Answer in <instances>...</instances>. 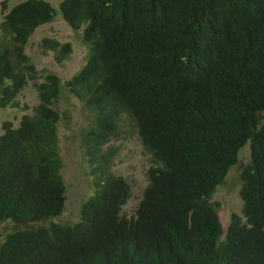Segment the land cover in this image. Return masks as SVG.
<instances>
[{"label":"trees","instance_id":"obj_1","mask_svg":"<svg viewBox=\"0 0 264 264\" xmlns=\"http://www.w3.org/2000/svg\"><path fill=\"white\" fill-rule=\"evenodd\" d=\"M0 4V108L19 107L30 82L39 99L18 126L3 122L0 222L14 227L0 239V264H264V0H61L89 49L67 83L26 53L58 15L53 4ZM41 46L60 63L73 52L55 37ZM66 90L88 114L83 142L95 165L76 222L60 218ZM127 119L152 158L131 216V186L110 171ZM247 143L243 214L225 229L212 199Z\"/></svg>","mask_w":264,"mask_h":264},{"label":"rangeland","instance_id":"obj_2","mask_svg":"<svg viewBox=\"0 0 264 264\" xmlns=\"http://www.w3.org/2000/svg\"><path fill=\"white\" fill-rule=\"evenodd\" d=\"M4 0H0L2 2ZM12 8L23 0H5ZM58 10V15L52 22L38 27L32 34L26 47L39 70H51L58 73L65 83L86 63L89 53L82 33L83 30L73 29L60 13L61 0H47ZM6 11L0 4V22ZM45 37H55L61 42H72L73 52L63 63L57 61L53 50H43L41 41ZM38 92L30 82L20 93L19 107L0 108V135L3 133V122L11 120L18 126L25 113H33L38 104ZM61 109L71 111L70 116L63 119L59 128L61 138L60 150L64 162L62 174L66 184V208L60 217L64 221L76 222L80 216L83 201L93 190L94 164L87 153L83 142L84 130L88 126V114L83 104L74 95L66 90L60 100ZM123 136L111 141L115 156L110 171L124 176L131 186V196L123 208V214L131 216L141 201L145 188L148 185V169L152 165L151 155L142 144L136 128L127 119L123 127ZM250 144H245L239 152V161L232 166L226 180L219 185L213 196V201L220 203L219 215L226 229L233 213L242 215L243 200L241 198V165L250 160ZM14 227L12 221L0 222V239Z\"/></svg>","mask_w":264,"mask_h":264}]
</instances>
